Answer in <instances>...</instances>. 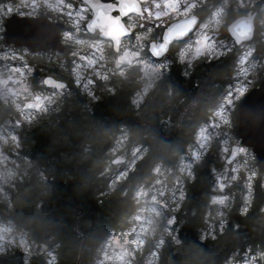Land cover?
Masks as SVG:
<instances>
[{"label":"trees","instance_id":"obj_1","mask_svg":"<svg viewBox=\"0 0 264 264\" xmlns=\"http://www.w3.org/2000/svg\"><path fill=\"white\" fill-rule=\"evenodd\" d=\"M236 15L233 11L230 18ZM256 46V54H264L260 35ZM239 51L234 48L211 64L199 61L185 75H181L182 64L174 62L143 96L139 93L145 81L137 68L128 70L125 78L98 81L94 93H85L68 70L58 64H37L38 70L67 74L73 90L59 97L48 112L18 129L16 149L21 158L29 160V168L24 178L9 188L6 198L0 196V220L26 230L33 243L52 249L55 264H95L108 233L113 227L117 231L128 229L137 212L131 200L118 194L105 195L104 205L97 206L109 179V173L101 175L107 157L102 154L100 137L118 142L124 134L125 149L121 150L127 155L135 147L143 152L147 149L139 175L149 177L151 167L159 163L169 181L177 174L181 157L195 141L198 128L209 122L226 94L237 71ZM145 54L149 55L148 51ZM97 97L103 102L97 104ZM12 113L16 114L0 101V114ZM224 164L214 143L193 166L196 182L187 186V198L175 206L174 234L158 247V264H224L245 250L264 251V183L260 178L253 183L249 205L235 197L223 236L213 240L203 234L212 208L214 171ZM245 211L247 215H239ZM233 224L239 227L233 229ZM149 250L150 246H145L144 254ZM0 263L48 264V258L45 253L28 256L15 249L1 253Z\"/></svg>","mask_w":264,"mask_h":264},{"label":"rangeland","instance_id":"obj_2","mask_svg":"<svg viewBox=\"0 0 264 264\" xmlns=\"http://www.w3.org/2000/svg\"><path fill=\"white\" fill-rule=\"evenodd\" d=\"M21 1L23 3L20 4V7L26 12L37 13L40 11L46 17L57 18L62 16L68 20L72 29L69 33L66 32L68 34L66 37L74 43V49L76 50L70 56L71 67L67 70L73 76L75 85H79L77 87H80L82 91L92 93L95 85H97L95 81L101 77L104 82H107L110 80V72L114 71L116 66H118L121 70L125 68L127 70L137 68L139 70L141 80L145 81L143 89L139 93L140 96H143L153 86L155 80L161 77L170 66L166 60L157 61L144 53L148 48L146 45H148L149 35L160 31L158 27L153 28L152 32L148 31L149 27L156 24L152 20H157V13L161 14V18L167 19L169 13L174 15L178 13V8L181 4H188V0H149L153 2L147 7V15L149 17L146 22H148V25L141 27L144 17H146L145 12L143 15L134 13L137 15L138 31L123 37L122 40L128 38L124 44L123 51H120L123 44L120 45L119 51H115L112 47L114 43L110 39L101 36V39L90 40L83 37L82 25L88 19L89 9L94 15L93 10L83 0L82 2L89 9L77 0ZM228 1L233 2L238 15L243 10L245 12L248 10V13H246L250 15V13L255 11L254 7L261 0H224L222 5L217 6L221 9L216 17L220 24L227 23L229 25L232 22V20H229V14H225ZM237 4L240 6L237 7ZM245 4H247V7L244 6ZM5 6L8 7V10L3 11ZM142 9H144L143 6ZM17 11L21 15H25L16 4L12 3V0L0 6V38L3 32V17L9 16L8 19L13 18L15 15L11 14ZM259 14L260 17L256 25L260 33H256L254 40L246 42L239 48L238 67L234 79L228 86L223 99L214 109L209 122L202 124L198 128L195 141L190 145L187 154L183 157L187 164L194 166L198 161H201L214 143L219 146L225 162L230 154L231 147L234 144H239V140L234 134V127L236 126L237 128L238 124V115L235 118L234 111L239 101L254 87L260 75L264 76V54H256L258 36L260 35L264 41V1ZM258 16L256 14V23ZM49 17L48 19L51 20ZM18 22L26 23L20 20ZM63 25L62 31L65 29V24ZM77 41H80V43H77ZM108 42H111L112 46ZM226 46L233 48L236 44L230 39L226 41ZM55 52L49 50L34 53L14 44L9 45L0 42V101L10 106L16 113H12L9 116H7L8 114H0V196L2 198L7 197L9 188L17 179L24 178L29 168V160L20 157L13 141L14 136L18 137V129L24 123L32 122L34 118H38L53 108L59 102V94L63 90L69 94L73 90V88H68L67 86L62 87L60 90H53V88H48L44 84L46 76L55 77V75L52 72L38 70L37 64H58L66 71L64 65L67 60H63L58 55L63 52ZM195 59L194 56L189 59L186 53L185 62L181 64L185 68L186 65L193 67L199 61ZM190 68H187V73H189ZM140 96H138L139 100L141 99ZM229 101H232V104H229ZM28 104H32L30 109H26ZM17 121H19V124ZM125 141L126 136L123 134L117 142L116 149L119 154L127 155L121 150L125 149ZM140 149L143 152V149ZM180 166L181 163L179 164ZM166 173L165 169H160L161 183L155 186L157 199L155 201L150 198L142 200L140 207L143 211L134 214L140 215L142 219L139 221L132 219L131 221L129 228L135 225L137 231L129 235V240L131 241L135 238L137 242L129 245L124 244L123 241H114L110 244L106 240L102 245L99 256L97 255L95 264H100V262L102 264H132L133 258H135L136 264H158V247L165 242L168 235L174 234V209L181 202L177 193L173 191V177L178 175V173L173 174L169 181L166 178ZM214 176L215 187L212 198L217 197L218 199L212 200L207 229L203 233L204 236L210 237L219 231L221 220H226L228 209L232 206L235 197H241L247 206L253 192L255 179L260 178L264 183V173L260 174L258 172L255 166L254 153L247 146H241L239 157L230 164L225 162L221 169L214 171ZM220 185H223V188ZM161 191L164 193L163 196L160 195ZM169 220L173 222L169 224ZM148 245L150 250L144 254V248ZM15 249L23 250L28 256L32 252L45 253L48 258V264H55L56 262L52 249L44 244L33 243L26 230L17 229L11 222L0 220V254L12 252ZM247 252L248 256L243 253L232 255L224 264H237V262L243 264L249 257L255 256L257 252L261 251ZM130 253H134L135 256H130ZM258 259L256 257V264Z\"/></svg>","mask_w":264,"mask_h":264},{"label":"clouds","instance_id":"obj_3","mask_svg":"<svg viewBox=\"0 0 264 264\" xmlns=\"http://www.w3.org/2000/svg\"><path fill=\"white\" fill-rule=\"evenodd\" d=\"M205 2L206 0H192V3L181 5L178 12L186 13L184 16L169 13L167 19H163L161 18V14L157 13L156 19L159 22L149 27L148 31L152 32L153 28L157 27L160 31L151 41V45H146L149 51H151V46L157 42L159 43L161 52L164 54L175 48L177 61L182 64L185 62L186 53L189 59L194 56L197 60L206 64H211L214 60L219 61L222 57H226L227 53L231 51V48L226 46V41L234 39L233 33L227 23L220 24L216 19L218 12L221 10L219 7L209 6L206 15L202 16L200 14L198 9L202 8ZM239 6L237 4V7ZM244 6L247 7V4ZM77 43H80V41H77ZM236 43H239V41ZM181 75H185L183 69H181ZM49 79L50 77L46 76L44 82L46 83ZM132 95H135V90H133ZM95 102L100 104L103 101L100 97H97ZM133 107L138 108L135 105ZM17 123L19 124V121ZM100 139L102 154L107 157L101 175L107 172L109 173V179L104 192H101L99 194L100 198L96 200L97 206L102 207L104 205L105 201L103 197L105 195L118 194L131 200L136 211L142 212L143 209L140 207L142 200L150 198L152 201H155L157 199L155 195L157 189L155 186L161 183V165L154 163L150 169V176L141 177L139 174L148 156L147 149L141 152L139 147H135L132 148L128 155L119 154L117 149L112 147V144L117 143V141H110L104 139L102 136ZM13 141L18 148L19 138L14 136ZM180 163L181 166L176 169L178 175L173 177V191L177 193L179 200H183L188 196L187 186L196 182V174L192 170L193 166L185 163L183 157H181ZM220 187L223 188V185H220ZM160 195L163 196L164 193L161 191ZM217 199V197L212 198L213 201ZM261 211H264V206H262ZM239 215H247V212H239ZM132 219L139 221L142 217L134 215ZM170 221L171 223L173 222L169 220V224H171ZM226 223V221L221 220V227L218 233L211 237L213 240L217 239L218 236L224 235V225ZM232 227L236 229L239 227V224H233ZM136 231L135 225L123 231H117L113 227L108 233L107 242L111 244L114 241H123L124 244L131 245L137 241L135 238L130 241L129 235ZM141 243L143 242L141 241ZM243 254L248 256L247 250ZM130 256L134 257L135 254L130 253ZM256 257L259 258V264H264V251L257 252L255 256L249 257L243 264H256ZM132 264H136L135 258H133ZM199 264H203V262L201 261Z\"/></svg>","mask_w":264,"mask_h":264},{"label":"water","instance_id":"obj_4","mask_svg":"<svg viewBox=\"0 0 264 264\" xmlns=\"http://www.w3.org/2000/svg\"><path fill=\"white\" fill-rule=\"evenodd\" d=\"M94 12L93 17L88 22V28H100L102 37L110 39L114 43V50L119 51L123 37L129 36L131 31L126 27L122 18L132 13L143 15L142 5L138 0H122L120 5L112 6L114 0H83ZM118 10L121 14L113 18L111 13ZM255 14L252 16H242L229 24L234 36L236 45L244 42H251L255 36ZM18 20L26 22L19 23ZM153 23V22H151ZM143 26L148 22L143 21ZM64 25L59 22L49 20L46 16L41 17H19L10 18L6 23V42L13 43L18 47H26L31 52L39 51H60L66 52L67 47L61 41V31ZM239 41V43H236ZM151 45V42L150 44ZM149 50V48H148ZM151 56L161 59L165 54L161 52L159 43L151 46L149 51ZM44 84L48 88L60 90L67 84L56 80L52 76ZM232 101H229L231 104ZM32 104H28L26 109H30ZM238 124L235 136L239 139V144L231 147L229 156L225 162L230 164L240 155V147H250L255 156V166L260 173L264 172V78L259 84L251 89L237 106ZM2 264V263H0Z\"/></svg>","mask_w":264,"mask_h":264},{"label":"flooded vegetation","instance_id":"obj_5","mask_svg":"<svg viewBox=\"0 0 264 264\" xmlns=\"http://www.w3.org/2000/svg\"><path fill=\"white\" fill-rule=\"evenodd\" d=\"M8 1L9 0H0V6L2 5V4H4V3H8ZM79 3H81L83 6H85L87 9H89L83 2H82V0H77ZM119 1L120 0H114L111 4H112V6H116V5H118V3H119ZM141 2H142V6H143V8H144V11H145V15H146V17H144V20L145 19H148V15H147V7L148 6H150L151 4H152V2L153 1H149V0H140ZM263 1L264 0H261V1H259L257 4H256V6L254 7V12H255V14H258L259 16H258V18H257V23L256 24H258V20H259V17H260V14H259V12H260V9H261V5H262V3H263ZM188 3H192V0H188L187 1ZM12 3L13 4H16L19 8H20V10L25 14V15H21L18 11L17 12H15V13H12L11 15H15V16H20V17H36V18H38V16H42V15H44V13H42V12H40V11H38L37 13H32V12H26V11H24V10H22V7H20V4H22L23 2L21 1V0H12ZM224 3V0H219V1H217V0H206V2H205V4H204V6L202 7V8H200V9H198V11H200V14L203 16V15H206L207 14V11H208V8H209V6H212V7H217V6H219V5H222ZM181 5H185L184 3L183 4H181ZM180 5V6H181ZM180 6H179V8H180ZM178 8V9H179ZM5 10H8V7L7 6H5V7H3V11H5ZM235 12V13H237V11H236V9H235V7H234V4H233V2H231V1H228L227 2V4H226V9H225V14L226 15H228L229 14V20H233V18H230V14H231V12ZM244 11V13H242ZM243 11H241V13L239 14V15H242V14H246V15H249V14H247L248 13V10H246V12H245V10H243ZM254 12H252V13H254ZM252 13H250V14H252ZM120 14V12L118 11V10H114L113 12H112V16H114V17H116V16H118ZM176 15H180V16H184V15H186V13H183V12H178ZM237 15H238V13H237ZM92 12H91V10L89 9V16H88V19L87 20H85L84 21V23H83V25H82V28H83V37L84 38H86V39H90V40H94V39H97V38H100L101 37V31H100V28H98V29H93L92 31H90L89 30V28H88V21L89 20H91V18H92ZM49 17V16H48ZM9 18V16H4L3 17V19H2V29H3V32H2V35H1V38H0V42L1 43H5V44H7V42H6V36H5V32H6V23L8 22V19ZM52 21H54V22H59V23H64L65 24V29L62 31V33H61V39H62V41H63V43L68 47V50H67V52H65V53H57L63 60H67V63L64 65V68L67 70L68 68H70L71 67V63H70V56H72L73 55V53L75 52V50L76 49H74V43H72L67 37H66V35L65 34H67L66 32H68L69 33V31L72 29L71 27H70V23L68 22V20H66V19H64L62 16H59V17H57V18H53L52 16H50L49 17ZM141 18V17H140ZM142 20V19H141ZM140 20V21H141ZM123 21H124V23L126 24V26L129 28V29H131L132 31H133V33H136L137 31H138V21H137V15H135V14H130V15H128V16H125L124 18H123ZM155 21V23L157 24L158 23V21L157 20H154ZM256 27H257V25H256ZM89 31H88V30ZM258 29V28H257ZM259 31V30H258ZM159 32V31H158ZM158 32H155V33H151L150 35H149V37H148V44L155 38V36L157 35V33ZM101 39V38H100ZM127 39L128 38H125V39H123L122 40V43L121 44H123L122 45V47H121V50L120 51H123V49H124V44L126 43V41H127ZM111 46H112V44H111V42H108ZM11 44H13V43H11ZM10 45V44H9ZM233 50V48H231V51ZM147 51V50H146ZM146 51H144V53H146ZM230 51V52H231ZM230 52H228V53H230ZM54 53H56V52H54ZM119 53H121V52H119ZM118 53V54H119ZM227 53V54H228ZM120 55V54H119ZM119 59H120V57H118ZM161 60H166L167 62H169V64H170V66L165 70V72H167L168 70H170V68L174 65V62H176L177 64L178 63H180V62H178L177 61V55H176V50H175V48H172L169 52H167L166 53V55L164 56V58H162ZM195 60H197V59H195ZM191 66L190 65H186V68H185V66L184 65H182V68L184 69V72H188V69L187 68H190ZM191 70H192V67L189 69V72H191ZM164 72V73H165ZM56 77V79H58V80H61V81H67L68 82V88H73V82L70 80V79H68V75L66 74V75H64V76H62V75H59V74H57V73H53ZM188 74V73H187ZM110 79L111 78H119V77H123V78H125V77H127L128 76V71H127V68H125V69H120L118 66H116V68H115V70L114 71H111L110 72ZM98 80H103L101 77L100 78H98L95 82L98 84ZM54 90V89H53ZM65 93H67V91H65ZM65 93L64 94H59V97H61V96H64L65 95ZM92 93H94V91H92Z\"/></svg>","mask_w":264,"mask_h":264},{"label":"snow or ice","instance_id":"obj_6","mask_svg":"<svg viewBox=\"0 0 264 264\" xmlns=\"http://www.w3.org/2000/svg\"><path fill=\"white\" fill-rule=\"evenodd\" d=\"M170 223H171V221H170Z\"/></svg>","mask_w":264,"mask_h":264}]
</instances>
